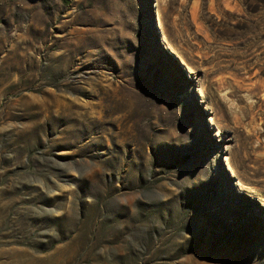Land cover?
Listing matches in <instances>:
<instances>
[{
	"label": "rangeland",
	"instance_id": "rangeland-1",
	"mask_svg": "<svg viewBox=\"0 0 264 264\" xmlns=\"http://www.w3.org/2000/svg\"><path fill=\"white\" fill-rule=\"evenodd\" d=\"M0 264H264V0H0Z\"/></svg>",
	"mask_w": 264,
	"mask_h": 264
},
{
	"label": "bare ground",
	"instance_id": "bare-ground-1",
	"mask_svg": "<svg viewBox=\"0 0 264 264\" xmlns=\"http://www.w3.org/2000/svg\"><path fill=\"white\" fill-rule=\"evenodd\" d=\"M252 196H254V197H255V195H252Z\"/></svg>",
	"mask_w": 264,
	"mask_h": 264
}]
</instances>
